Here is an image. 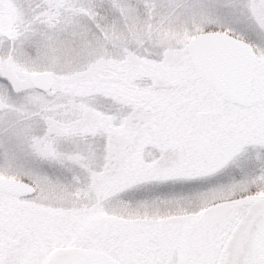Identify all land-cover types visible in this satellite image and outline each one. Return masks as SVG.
Listing matches in <instances>:
<instances>
[{"label":"snow or ice","instance_id":"1","mask_svg":"<svg viewBox=\"0 0 264 264\" xmlns=\"http://www.w3.org/2000/svg\"><path fill=\"white\" fill-rule=\"evenodd\" d=\"M0 264H264V0H0Z\"/></svg>","mask_w":264,"mask_h":264}]
</instances>
